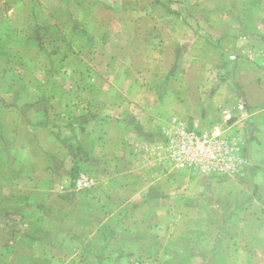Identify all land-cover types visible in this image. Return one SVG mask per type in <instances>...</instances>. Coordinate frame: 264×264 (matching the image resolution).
Here are the masks:
<instances>
[{
	"label": "rangeland",
	"instance_id": "1",
	"mask_svg": "<svg viewBox=\"0 0 264 264\" xmlns=\"http://www.w3.org/2000/svg\"><path fill=\"white\" fill-rule=\"evenodd\" d=\"M0 264H264V0H0Z\"/></svg>",
	"mask_w": 264,
	"mask_h": 264
},
{
	"label": "built area",
	"instance_id": "2",
	"mask_svg": "<svg viewBox=\"0 0 264 264\" xmlns=\"http://www.w3.org/2000/svg\"><path fill=\"white\" fill-rule=\"evenodd\" d=\"M227 116L231 118L232 114ZM176 135L173 139V156L177 164L184 168L213 169L223 164L226 154L231 151L226 139L215 132L199 133L182 127Z\"/></svg>",
	"mask_w": 264,
	"mask_h": 264
}]
</instances>
